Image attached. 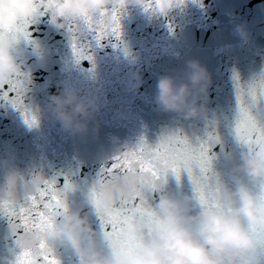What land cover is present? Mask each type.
Segmentation results:
<instances>
[{
	"label": "clouds",
	"instance_id": "9594fccd",
	"mask_svg": "<svg viewBox=\"0 0 264 264\" xmlns=\"http://www.w3.org/2000/svg\"><path fill=\"white\" fill-rule=\"evenodd\" d=\"M189 2L199 0H166L160 12L156 0H0V90L27 79L29 57L44 55L40 42L29 39V28L38 18L47 17V23L66 34L71 43L83 36L99 45L113 36L114 10L120 22L129 9L149 16L166 15ZM211 86L207 68L190 60L180 74L158 78L153 110L191 125L203 115ZM139 87L136 75L131 88ZM101 106L90 90L67 85L47 97L44 112L66 133L86 136ZM253 117L252 135L264 137V106L254 109ZM119 156L135 166L137 142L122 145ZM112 175L119 177L122 172L118 168ZM227 177V183L213 171L207 179L187 177L190 193L173 194L164 187L149 192V214L142 219L121 211L118 194H94L93 186L80 205L65 202L62 214L49 227L32 231V250L37 251L42 243L52 254L59 245L71 250L77 264H260L264 257L260 241L264 237V140L253 144L251 151L246 148L238 162L228 167ZM18 182H22L19 170L9 167L0 184V203L18 199ZM194 187L204 194L206 203L194 195ZM105 214L116 216L118 235L111 228L102 232L93 228L90 217ZM27 250L19 245L5 264H18Z\"/></svg>",
	"mask_w": 264,
	"mask_h": 264
},
{
	"label": "water",
	"instance_id": "95a60500",
	"mask_svg": "<svg viewBox=\"0 0 264 264\" xmlns=\"http://www.w3.org/2000/svg\"><path fill=\"white\" fill-rule=\"evenodd\" d=\"M165 3L166 0H163ZM120 40L135 90L148 143L165 131L183 129L190 138L206 140L215 131L218 142L208 155L212 171L228 182L227 169L246 151L232 133L235 116L233 76L241 84L264 72V0H199L166 15L129 9L120 18ZM190 60L211 75L212 86L203 115L189 123L153 110L155 85L161 75H178ZM164 191L190 193L187 175L169 176ZM260 264H264V257Z\"/></svg>",
	"mask_w": 264,
	"mask_h": 264
},
{
	"label": "snow or ice",
	"instance_id": "6c2138e0",
	"mask_svg": "<svg viewBox=\"0 0 264 264\" xmlns=\"http://www.w3.org/2000/svg\"><path fill=\"white\" fill-rule=\"evenodd\" d=\"M157 9L164 11L163 0H156ZM113 36L120 38L119 13L113 11ZM73 54L79 62L81 59L91 60V56L83 54V47L77 41L72 43ZM235 90V116L232 133L236 141L251 151L253 144L260 143L264 137L253 136L256 128L253 110L264 106V72L253 77L251 81L241 84L239 77L233 76ZM15 103V102H14ZM25 123L30 127L36 124L35 117L24 113ZM218 142L215 131L210 133L206 140L198 137L190 138L183 130L165 131L155 144L148 143L143 137L137 141L139 158L135 166L117 155L112 159L110 166L102 170L101 176L93 187L94 194L104 195L116 193L120 197L121 211L139 215L142 219L149 214L147 194L164 187L169 176H174L179 182L186 174L189 179L196 175L209 178L212 173L211 158L208 152L212 144ZM171 154V155H169ZM122 175L113 176L116 169ZM71 185L65 182L63 188H58L55 180H44L39 177L33 180L31 188L26 192L21 203L19 199L0 203V213L7 214L16 223L13 230H21L18 243L28 250L22 253L18 264H58L49 249L41 243L37 251L32 250L30 235L33 230L42 231L50 226L51 221L61 215L66 202V194ZM194 195L202 204L206 203L204 194L194 187ZM137 205H139L137 207ZM102 229L111 228L117 234V220L114 214H105L99 217ZM18 221V222H17ZM264 246V237L260 238Z\"/></svg>",
	"mask_w": 264,
	"mask_h": 264
}]
</instances>
